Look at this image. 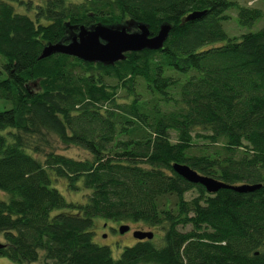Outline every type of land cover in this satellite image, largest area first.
Wrapping results in <instances>:
<instances>
[{"label": "trees", "instance_id": "obj_1", "mask_svg": "<svg viewBox=\"0 0 264 264\" xmlns=\"http://www.w3.org/2000/svg\"><path fill=\"white\" fill-rule=\"evenodd\" d=\"M230 9L240 26L264 18V7L237 0H0V99L11 103L0 110L1 256L18 264H264V24L229 36L222 21ZM193 10L206 12L183 21ZM98 22L171 29L162 48L110 65L39 58L45 44ZM51 136L89 156L45 149ZM174 162L262 185L207 193ZM59 180L85 189L83 201L66 200ZM95 217L141 222L161 236L114 258L93 241Z\"/></svg>", "mask_w": 264, "mask_h": 264}, {"label": "water", "instance_id": "obj_2", "mask_svg": "<svg viewBox=\"0 0 264 264\" xmlns=\"http://www.w3.org/2000/svg\"><path fill=\"white\" fill-rule=\"evenodd\" d=\"M205 10H193L187 13L183 21H190L201 17ZM132 25V22H130ZM77 31L68 41L49 42L41 50L39 58H45L54 53L74 56L85 62H98L104 65L114 64L123 60L127 52L140 51L143 49L156 50L163 47L169 34L171 25L163 23L155 34H151L145 23L137 24L135 30H130L124 25H107L101 22L91 26L80 25ZM173 170L183 179L190 183L201 185L206 192L215 193L219 189H231L236 192H252L261 187V183L232 184L215 177L199 173L185 163H172ZM129 229L128 224H121L118 228L120 233ZM152 231L135 230L133 237L138 241L152 239ZM4 244L0 242V249Z\"/></svg>", "mask_w": 264, "mask_h": 264}, {"label": "rangeland", "instance_id": "obj_3", "mask_svg": "<svg viewBox=\"0 0 264 264\" xmlns=\"http://www.w3.org/2000/svg\"><path fill=\"white\" fill-rule=\"evenodd\" d=\"M241 4H246L255 7H264V0H237ZM14 7L16 6V10L19 12H24L25 8L23 5L16 4V2H10ZM230 15V18L227 20L222 21V25L224 30L227 32L229 36L239 35L241 33H245L247 31H256L264 24V18H261L253 23L250 27H244L237 24L236 20V10L230 9L227 11ZM11 103L7 100L0 99V110L10 107ZM172 140H175L174 133L171 134ZM49 144H47L44 148L45 149H54L56 152L61 154L71 156L74 158H86L89 156L86 150L78 146H66L62 142H60L55 136H51L49 138ZM57 188L64 196L66 200L72 201H83L85 189H80L78 191L69 190L64 181H57ZM197 194L195 189L187 191L185 193V198L190 199ZM132 226V228L141 229L145 231H152L156 238H160L161 236V229L158 227L148 226L141 222H124ZM120 223L113 220L103 219L101 217L94 218V225H93V241L99 245L108 246L111 250V254L114 258H118L123 251L124 247L130 246L135 243L136 239H133L128 234H121L118 230ZM190 225L184 227V229H189ZM107 234L106 237H103V234ZM0 241L1 237H0ZM0 264H18L6 256L0 255ZM24 264H44L43 260H38L36 263H24Z\"/></svg>", "mask_w": 264, "mask_h": 264}, {"label": "flooded vegetation", "instance_id": "obj_4", "mask_svg": "<svg viewBox=\"0 0 264 264\" xmlns=\"http://www.w3.org/2000/svg\"><path fill=\"white\" fill-rule=\"evenodd\" d=\"M135 230H138V229H136V228H132V226H130L129 225V229L127 230V231H125L124 233H121V234H128L130 237H132L133 239H135L134 237H133V232L135 231ZM106 235H108V233L106 234H103V237L105 238L106 237ZM137 240V239H136Z\"/></svg>", "mask_w": 264, "mask_h": 264}, {"label": "bare ground", "instance_id": "obj_5", "mask_svg": "<svg viewBox=\"0 0 264 264\" xmlns=\"http://www.w3.org/2000/svg\"><path fill=\"white\" fill-rule=\"evenodd\" d=\"M208 193V192H207ZM126 224V223H125ZM121 225V224H120ZM129 225V224H128Z\"/></svg>", "mask_w": 264, "mask_h": 264}]
</instances>
